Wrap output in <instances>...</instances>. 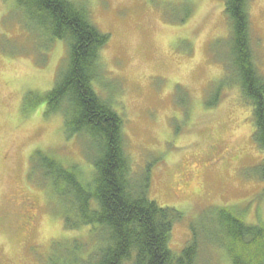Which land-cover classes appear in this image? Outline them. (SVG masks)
Returning <instances> with one entry per match:
<instances>
[{
	"label": "rangeland",
	"instance_id": "obj_1",
	"mask_svg": "<svg viewBox=\"0 0 264 264\" xmlns=\"http://www.w3.org/2000/svg\"><path fill=\"white\" fill-rule=\"evenodd\" d=\"M74 2L110 34L95 87L122 117L131 180L150 167V199L183 212L171 250L179 254L195 231L194 264H232L218 218L237 207L247 224L264 225L257 169L264 153L233 75L224 0ZM26 15L16 0H0V264H90L101 239L89 226L66 227L69 205L34 166L41 154L75 167L84 184L94 176L93 153L79 135L69 136L62 113L46 112L40 101L68 46ZM248 18L264 75V0L249 1Z\"/></svg>",
	"mask_w": 264,
	"mask_h": 264
},
{
	"label": "trees",
	"instance_id": "obj_2",
	"mask_svg": "<svg viewBox=\"0 0 264 264\" xmlns=\"http://www.w3.org/2000/svg\"><path fill=\"white\" fill-rule=\"evenodd\" d=\"M249 1L224 0L232 25L229 54L235 82L241 85L252 106L254 140L264 153V75L252 51ZM16 3L50 38L63 40L68 46V57L55 85L40 101L46 102V112L62 113L69 136L79 135L86 150L93 153L94 176L84 184L75 167L67 168L41 154L34 166L51 180L53 192L69 205L64 217L66 227L73 230L89 226L92 235L101 239H95L99 246L89 263L194 264L200 251L197 233L193 231L179 254L171 250L172 229L175 221L183 218V212L150 199V167L137 181L131 180L132 163L122 144V117L96 91L95 82L102 75L100 52L110 34L100 31L92 22L89 9L74 0ZM257 169L264 180V157ZM224 209L218 227L220 234L229 239L222 240V244L232 264H264V225L247 224L243 211L237 207Z\"/></svg>",
	"mask_w": 264,
	"mask_h": 264
}]
</instances>
